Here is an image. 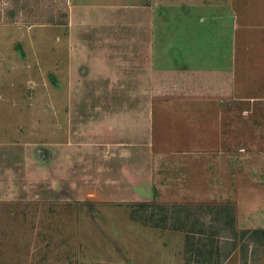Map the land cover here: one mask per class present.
I'll return each mask as SVG.
<instances>
[{"label": "rangeland", "instance_id": "374dc122", "mask_svg": "<svg viewBox=\"0 0 264 264\" xmlns=\"http://www.w3.org/2000/svg\"><path fill=\"white\" fill-rule=\"evenodd\" d=\"M95 2L119 0H0V264H264V187L235 186L264 172L233 155L152 157L140 145L153 96L228 94L219 55L207 59L200 42L219 16L195 28L188 59L210 71H169L163 53L140 84L139 71H70L72 7ZM243 2L261 26L264 0ZM115 140L130 154L105 144Z\"/></svg>", "mask_w": 264, "mask_h": 264}, {"label": "crops", "instance_id": "0c3cea01", "mask_svg": "<svg viewBox=\"0 0 264 264\" xmlns=\"http://www.w3.org/2000/svg\"><path fill=\"white\" fill-rule=\"evenodd\" d=\"M71 13L65 39L72 44L69 58L76 64L70 71H139L140 84L148 80L141 71H162L163 53L169 71H210L190 68L188 59L201 39L195 28L219 16L217 35L200 42L206 44L207 59L210 53L219 55L216 71H227L228 94L185 101L153 96L139 129L140 145L152 157L233 155L242 171L264 172V130L254 129L252 120L259 108L264 115V20L259 26L252 6L243 0H119L116 5H73ZM151 90L155 92L153 84ZM104 115L97 111V118ZM105 144L122 149L120 156L130 154L121 140ZM126 167L130 180L133 171ZM240 178L236 187H264V180L256 184Z\"/></svg>", "mask_w": 264, "mask_h": 264}, {"label": "trees", "instance_id": "16d2710c", "mask_svg": "<svg viewBox=\"0 0 264 264\" xmlns=\"http://www.w3.org/2000/svg\"><path fill=\"white\" fill-rule=\"evenodd\" d=\"M14 12H15V11H14L13 9H11V10H10V13H9L10 16H12V15L14 14Z\"/></svg>", "mask_w": 264, "mask_h": 264}]
</instances>
